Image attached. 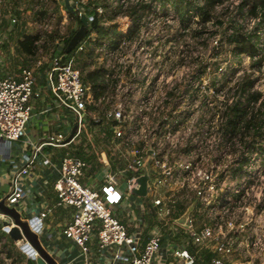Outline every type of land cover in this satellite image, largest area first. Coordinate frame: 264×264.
<instances>
[{"label":"built area","instance_id":"1","mask_svg":"<svg viewBox=\"0 0 264 264\" xmlns=\"http://www.w3.org/2000/svg\"><path fill=\"white\" fill-rule=\"evenodd\" d=\"M24 1L14 6L16 12L10 6L7 17L15 24L17 16H29L32 30L24 34L34 37L27 55L31 63L17 73L0 74V150L9 158L10 172L4 202L21 216L31 193L23 178L34 168H48L56 173L50 178L55 202L43 203L25 219H34L30 227L40 238L53 208L70 209L61 234L78 247L84 264H90L94 249L104 264H264V119L250 123L252 131L261 126L258 136L231 131L223 113L224 103L233 100L220 101L218 113L202 76H165L171 41L164 1L104 0L103 6L97 0H68L73 16L84 14L88 20L87 32L73 52H65L73 32L66 34L71 13L65 0L62 12L49 7L48 0L28 5ZM218 3L216 7L223 5ZM129 4L145 6L138 10L136 29L127 14L116 16L120 20L108 16L111 5L125 9ZM251 4L233 0L221 23L226 35L251 36L254 53H233L263 68L264 5L251 13ZM94 18L104 28L115 24L116 35L100 37L90 27ZM85 54L92 67L83 73L77 59ZM94 70L99 76L86 79L84 75ZM37 75L55 109L67 112L76 128L70 138L72 128L68 134L46 132L39 142L29 143V150L13 155L10 145L25 136L31 99L41 92L35 88ZM262 101L250 104L257 103L254 112L259 118ZM103 121L97 140L106 148L96 151L86 126ZM83 130L89 147L82 154L60 150L59 163L54 162L52 150L76 143ZM92 156L101 167L100 177L93 173L100 180L97 186L86 182ZM144 174L145 194H135L141 199L151 196L152 220L141 215L148 213L145 207L130 216L123 198ZM192 203L185 224L178 223ZM0 228L8 233L10 225ZM14 243L36 260L38 253L27 240Z\"/></svg>","mask_w":264,"mask_h":264},{"label":"rangeland","instance_id":"2","mask_svg":"<svg viewBox=\"0 0 264 264\" xmlns=\"http://www.w3.org/2000/svg\"><path fill=\"white\" fill-rule=\"evenodd\" d=\"M163 1V4L168 8V10H164V12L169 15L170 29L168 32L169 40L171 41L168 62H166L164 68V72H166L165 76H192L193 74L202 76L203 85H206L203 87L206 90L210 88L214 94L215 100L217 101L218 113H220L219 110L221 109V104H219L220 101L223 102V100L226 99L230 102L237 97H240L243 100L240 95L239 87L241 82L246 79L245 76H251L248 78V82H250L249 90L251 91L253 89V91L256 92L258 90L259 93L263 95L260 96V98H264V67L262 68L261 63L260 67H258L259 62L257 61H253L251 64V60L248 61L233 53V45L227 41V38L230 35H226L224 26L221 23L222 19L225 18V15L229 14L228 6L233 0L217 1L223 4L221 7H216L215 4L217 2H215V4L209 9V14L211 16L210 20L206 22L200 20L198 10L196 9V6L200 5L202 0H191L193 5H190L187 8V15L184 17L185 19L181 18L170 0ZM97 2H100L103 6L106 4L104 3V0H97ZM35 3L41 2L26 0L23 4L28 5ZM18 4L19 0H4V2L0 4V74L7 72L17 73L20 67L28 66L31 63V60L27 57L28 54L22 52L18 46V40L22 38L25 31L32 30V25L29 24V16H27L26 13L17 16L19 21L15 24H10L7 17V9L11 6V11L16 12L14 6H17ZM63 4L64 0H48L49 7L56 12H62ZM123 9L124 8L116 5H111L108 13L109 18L112 19L115 17L117 19L116 16L127 14L124 13ZM67 16L68 24L66 26V34L67 31L69 34V32L76 31L79 24L75 16L69 14ZM181 19L183 21H181ZM214 29L217 30L215 33ZM217 39H219L218 44H214V40ZM71 52H73V50H71ZM89 59L90 56L87 54L80 56V59H77L78 66L83 73L87 72L92 67L90 63H87ZM195 62L196 66H194ZM41 71L42 70H40V72ZM41 77L42 76L37 75L36 82L38 85L43 84V78ZM211 83L215 85L211 86ZM247 108L248 110H252V108L254 110L258 108V106L257 103H255L254 105H249ZM55 118L59 120H55L58 124L53 130H61L63 133L68 134L72 128L70 115H68L67 112H61L58 109H55ZM104 125H106V123L103 121V125L96 124L86 126V132L93 137L95 143L94 149L96 151L101 150V148H106L103 145L104 142H98V140H101L99 131L104 128ZM86 132L84 130L82 131L81 135L77 138L79 141H76V143H72L67 148L63 149L54 148L53 152L58 154L60 150H68L70 152H80V154H82L83 148L89 147V141L86 139ZM242 135L252 136L253 131L248 130ZM242 135L239 134V136ZM258 135L260 134L254 136ZM12 150L15 152L20 151L16 150L14 146H12ZM7 162H9V160H7ZM92 163L95 171H100L101 167L98 162H95L93 156ZM4 196L5 194L3 197ZM123 198L125 204L128 207L130 206V216H133L132 211L141 213L140 210L145 207L146 209H149V211L146 215L143 213H141V215L146 220H152L155 212L149 204V199L151 198L150 195L141 199L140 196H137L135 193L127 191L124 193ZM178 208L181 209L182 207L178 206ZM21 215L24 217L25 212L23 211ZM172 216L174 217V215ZM177 228L179 227L175 226V229ZM0 234V264L6 262L10 264H26L29 258L21 253V249L18 248L15 243L9 241L11 238L2 228H0ZM45 235L48 234L46 233ZM178 237L185 240V238L180 235H178ZM43 238L44 236H41V242L46 248H48V245ZM6 240H8L9 243Z\"/></svg>","mask_w":264,"mask_h":264},{"label":"crops","instance_id":"3","mask_svg":"<svg viewBox=\"0 0 264 264\" xmlns=\"http://www.w3.org/2000/svg\"><path fill=\"white\" fill-rule=\"evenodd\" d=\"M35 88H41V92L38 97L31 99V119L27 125L25 136L20 141L12 142L10 145L13 155L18 154L23 150L22 148L29 150V143L39 142L46 132L53 130L58 124L55 121L56 119L54 120V102L51 100L44 84H37ZM12 146L20 151H13ZM56 155L55 152L52 157L54 162L59 161V155H61V153L58 154V158ZM8 159L6 153L2 154L0 150V198H2L4 194L6 195L8 190V179L10 175L7 162ZM93 173H96L97 177H100L101 173H97L92 166L89 171L91 178L86 180V182L93 186H97L100 180L93 176ZM51 177L54 180L56 178V173L51 172L48 168L37 167L30 172L29 176L23 178L26 187L30 189L31 193L26 207L27 211L24 217L21 215L22 218H28L31 213L40 210L43 203L50 206L55 202V192L53 180L50 179ZM70 211V209L53 208L50 214L45 218L43 232L39 239L41 242V236H44L43 239L48 245V248H46L42 242L41 244L57 260L58 264H84L79 255L78 247L61 234L64 222L70 218ZM1 218L0 216V224L2 221ZM46 233L48 235H45ZM90 264H104L99 259L95 249L91 254Z\"/></svg>","mask_w":264,"mask_h":264},{"label":"trees","instance_id":"4","mask_svg":"<svg viewBox=\"0 0 264 264\" xmlns=\"http://www.w3.org/2000/svg\"><path fill=\"white\" fill-rule=\"evenodd\" d=\"M173 5L174 9L180 14L182 19H185L184 17L187 15V8L190 5H193L191 3V0H170ZM219 0H202L200 5L196 6V9L198 10V16L200 20L206 22L210 20V14L209 9L211 6L215 4ZM257 5H264V0H252V4L250 7V12L253 13L255 10V7ZM145 6L142 5H136V4H129L125 10L123 9L124 13H127L128 16L131 17L133 20V28L136 29V17L138 10L141 8H144ZM71 15H73L71 13ZM181 19V21H183ZM78 24L80 25V18H76ZM90 27L92 30L96 31L97 34L102 37L108 35V33H114L116 35V29L115 24H112L108 28H104L101 26L96 18L91 20ZM133 29V31H134ZM75 32V31H74ZM72 32L71 35L74 33ZM70 35V37H71ZM70 37L67 39L66 42L69 41ZM34 37L33 35H26L23 34L22 38L18 40V46L19 49L26 53L31 54L32 53V41ZM228 43L233 45V51L236 53H254L255 52V45L252 41L251 36H244V35H236L232 34L228 36L227 38ZM84 76H86V79H89L90 81H93V79L97 76H99V71L94 70L92 72L86 73ZM250 76H245V80L241 82V85L239 87L240 95L243 97V100H241L240 97H237L235 100H233L231 103L225 102L224 103V113L223 116L226 117L227 120V126L231 129V131H241L242 133L244 131H248L250 129V123L258 120L264 119V111L261 114V117H256V113L254 110H248L247 107L251 104V102H256L260 98V93L257 91H250V82L249 78ZM243 80V79H242ZM241 80V81H242ZM262 105H264V102H261ZM236 122H242L243 125H238ZM242 128V130L240 129ZM261 130V126L258 128ZM258 129H253V135H257ZM1 235V234H0ZM8 242V240H6ZM11 243H14L13 240L9 239ZM9 243V242H8ZM28 262L26 264H36L34 260H27Z\"/></svg>","mask_w":264,"mask_h":264},{"label":"water","instance_id":"5","mask_svg":"<svg viewBox=\"0 0 264 264\" xmlns=\"http://www.w3.org/2000/svg\"><path fill=\"white\" fill-rule=\"evenodd\" d=\"M65 6L67 10L74 14V8L69 4L68 0H65ZM88 29V20L87 17L82 14L80 15V25L78 29L74 32V34L69 39L65 52H69L75 44L85 35ZM76 126L72 127L71 133L68 138L72 136ZM146 181L147 174L139 176L132 185L131 192L144 195L146 191ZM193 203L186 209V211L179 216L176 221L180 224H185L188 213L191 210ZM0 213L3 215L1 224L3 226L10 225L8 236L14 242H20L27 240L37 251L38 256L35 260L36 264H58L57 260L47 251V249L41 244L40 239L37 233L33 232L30 224L34 221V219H23L20 216V213L13 207L8 206L3 198H0Z\"/></svg>","mask_w":264,"mask_h":264}]
</instances>
